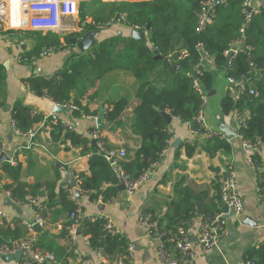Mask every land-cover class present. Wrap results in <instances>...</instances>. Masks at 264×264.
Wrapping results in <instances>:
<instances>
[{
  "label": "trees",
  "instance_id": "obj_1",
  "mask_svg": "<svg viewBox=\"0 0 264 264\" xmlns=\"http://www.w3.org/2000/svg\"><path fill=\"white\" fill-rule=\"evenodd\" d=\"M201 1L203 0L112 2L108 14L100 17L101 20L107 21L121 13L124 14L126 25L146 32L149 43L156 50L155 53L146 42L140 40L131 43L125 41L123 46L117 47L119 40L115 37L98 42L90 51H74L83 34L93 28L92 25H84L82 30L66 33L29 29L20 31L17 33L19 35L17 41H21L24 37L31 41L27 49L18 53V60L22 64H33L40 53L48 49L52 51L68 49L71 52L63 66L55 71L54 76L34 73L23 78L22 81L35 95L46 96L56 104H73L75 108L70 110V114L73 118H78L82 115L93 116L98 113L97 110H91L88 103H82L88 81L98 79L116 69L130 71L139 82L136 90L138 100L132 108L130 122L132 132L139 136V144L131 153L126 150L123 168L132 177H137L158 159V152L166 147L172 138L170 125L162 113L168 112L171 116H178L180 122L187 124L190 129L197 130L199 127L195 117L200 109L201 100L192 85V75L200 56L195 46L198 40L215 62V69L206 68L198 73L201 86L207 94L214 90L217 71H222L225 77L236 79L251 72L248 79L256 93L242 94L236 101L224 93L220 99V108L224 116H229L233 107L244 112L247 118L244 126L240 128V133L245 138L262 139L264 138V9L254 15L248 23L243 46L235 56L231 57L225 68V53L231 48V43L238 38L239 28L244 22L242 0L215 3L213 22L197 35L195 27ZM0 33L15 34L12 29H2ZM156 54L160 58L154 59ZM250 62L260 74L251 71ZM160 64L163 66L161 74L165 81L163 85H155L148 80V75ZM5 70L4 65L0 63L1 107L6 103ZM167 79L171 80L170 84L167 83ZM128 106L129 102L126 98L110 100L103 113L106 123L113 128L123 127L126 123L123 115ZM33 109L22 99L12 102L9 116L13 126L21 132H26L39 123L41 115L33 113ZM45 124L52 128L53 140L59 141L61 136L63 142L68 140L71 145H81L83 153H90L89 173L78 174L79 188L88 192V201H96L98 198L105 204L114 201L120 195L118 182L109 163L91 145L90 140L74 129L62 127L60 123L53 126L49 121H45ZM195 139L194 143L187 141L181 144L187 157H191L198 147V138ZM199 146L209 157H213L218 151L231 150L230 140L218 135L204 139ZM181 147H175V159L179 158ZM254 159L262 165L264 172V147L255 153ZM0 176L8 179V181L0 179V189L9 191L11 199L23 200L28 194L39 196L43 206V211L40 213L43 220L50 208L59 205L60 212L67 216L64 226L71 224L69 214L74 209V204L68 191L62 187L64 182L55 186V181L60 177L58 173L52 183L45 185L38 181L30 183L21 179L19 163L11 165L4 160L0 163ZM212 188L215 194L210 196L208 189L194 191L186 185H181L179 188L174 187L173 196L164 199L167 209L164 217L160 219L159 230L164 233L165 245L173 244L180 226L190 228L198 214L204 215L215 211L214 198L218 196V182L213 183ZM199 203L202 204L201 211L197 209ZM142 210L152 212L144 207ZM78 230L81 235H87L88 244L92 249L100 250L111 262L128 253L125 236L119 231L114 233L106 228L102 215L83 217ZM24 235L25 231L17 220L14 228L4 227L0 222V244L11 243ZM46 237L48 234L41 232L38 244H43L47 250H50L46 245ZM55 255L57 256L56 253ZM244 260L264 264V243L250 247L245 253Z\"/></svg>",
  "mask_w": 264,
  "mask_h": 264
},
{
  "label": "crops",
  "instance_id": "obj_2",
  "mask_svg": "<svg viewBox=\"0 0 264 264\" xmlns=\"http://www.w3.org/2000/svg\"><path fill=\"white\" fill-rule=\"evenodd\" d=\"M90 1L93 5L92 15L86 14L81 5L82 9L77 15L74 25V30H78L79 27L84 25H92L93 28L88 31L91 35L87 51L88 49L92 50L98 42L113 37L119 40L117 47L123 46L125 41L133 42L131 37L132 31L135 29L119 21L118 16L107 21H102V18H100L108 14L113 1L120 0ZM81 13L83 16H81ZM141 32L145 37L143 41L152 48L153 46L149 43L146 32ZM14 35L0 33V63L3 64L4 61H8V68L5 70V104H9L10 111L12 102L16 99H22L24 103L34 109L42 113H49L53 111L55 104L46 96L35 95L22 81L23 78L35 73L29 71L28 65L22 64L18 60V53L27 49L31 45V41L27 37L17 41L13 39ZM77 50L76 47L74 51ZM70 53L68 49H61L52 51L47 56H39L32 64L37 72L35 74L53 75L57 69L63 66ZM162 70L163 66L160 64L148 75V80L155 85H163L165 78L161 74ZM215 77L218 78L220 84L221 79H224L225 82L223 86L214 82V93L210 95V99L207 98L206 122H209L207 124L212 129L221 130L225 127L231 129L232 120L230 115L224 116L220 108V99L225 93L226 79L222 71L216 72ZM167 83L170 84L171 80L167 79ZM138 84V80L130 71L120 69L107 72L100 78L87 82L82 103H88L91 110L98 111L96 115L100 119V132L109 148L118 149L122 147L131 153L139 144V136L132 132L130 128L132 108L138 100L136 96ZM217 87L222 89L218 90ZM122 97L129 102V106L123 115V120L125 119L126 123L121 128L110 127L104 120L103 113L110 100ZM3 106H0V141L4 142L7 149L18 148L16 161L20 164L21 179L23 181L30 183L38 181L45 185L54 182L55 175L58 173L60 177L55 181L57 187L61 182L67 185L66 181L69 173L74 179L79 173H89L88 158L90 153H83L81 145H71L68 140L63 142L61 136V140H53L51 136L52 128L48 124L39 122L34 125L36 134L33 144L26 147L25 145L29 140L25 136L15 133L9 111L4 112ZM57 114L59 118L71 123L72 129L82 133L89 139V131L94 123L93 118L89 116L73 118L70 111L64 108ZM169 125L173 141L176 138L180 140L178 146L181 147V144L187 141L196 142V137L191 135L187 124L172 120ZM90 142L92 141L90 140ZM197 142L198 147L191 157L185 155L184 147L179 148L180 155L178 159L174 157L175 147L170 145L161 162L151 170L150 178L144 181L133 195L125 194L124 197H121L124 192L120 191V195L114 201L106 204L101 201L90 202L86 200L82 202V217L106 215L118 231L125 236L131 250L130 258L124 264H160L157 259L156 239L149 236L137 224L139 209L144 207L155 215L162 214L164 207H166L164 199L173 196L174 187L179 188L181 185H186L194 191L208 189L209 195H214L215 191L212 184L218 182L227 165H230L235 172L238 193L243 201V211L237 215L232 212L226 213L225 234L212 250L205 251L194 241L195 257L192 264H241L245 259L246 251L250 247L260 244L264 239V228L262 227L264 196L257 191V186L262 184V165L257 162L259 166L257 171L259 172L256 173L248 164L241 143L236 137L230 140L231 150L229 152L218 151L213 157H209L200 149L201 140L199 138ZM1 180L8 181L4 176H1ZM6 198L8 197L1 189L0 209L9 213L15 224L17 220L20 227L24 229L21 221L32 219L33 207L19 206V209L16 210L5 205ZM101 204L104 206L102 212L98 209ZM200 205L202 209V204ZM200 216L201 214H198L190 226L193 236L196 235ZM66 218V214L60 212L59 205L50 208L46 212L40 230L36 229L38 234L37 244L41 232H46L48 234L46 245L50 251L55 252L58 256H56V264L61 261L63 264L65 262L74 263L80 258L95 259L92 248L83 241L81 234L72 242L68 233L62 230ZM253 222L255 224H252ZM38 246L45 248L43 244H38ZM75 250L80 255L75 253ZM0 264H7L1 256ZM101 264L117 263L108 260V262Z\"/></svg>",
  "mask_w": 264,
  "mask_h": 264
},
{
  "label": "built area",
  "instance_id": "obj_3",
  "mask_svg": "<svg viewBox=\"0 0 264 264\" xmlns=\"http://www.w3.org/2000/svg\"><path fill=\"white\" fill-rule=\"evenodd\" d=\"M84 2H90V0H0V30L12 29L14 32H19L29 29L43 32L51 31L55 33L74 31L76 17L80 12L82 3ZM218 2L225 3V0H219ZM215 3V0L201 1L195 27L197 35L213 22L215 17ZM262 9H264V0H242L244 22L239 28L238 38L231 43V48L229 49L232 50L231 57L235 56L238 53L239 48L243 46L245 41V28L247 27L248 23L252 17L258 14ZM117 19L125 23L124 14H119ZM79 30H82V26L79 27L78 31ZM195 46L199 51L200 56L199 62L194 69V74L192 75V85L200 97L201 104L200 109L198 110L195 117V121L198 123L199 127L197 130L189 129L191 131V135L199 138L202 142L204 139H208L214 135L225 137V133L222 130L212 129L206 122L205 108L207 107L208 94L201 86L198 73H200V71H204L206 68L215 69V62L214 59L204 50L203 45L198 40L195 43ZM228 51H226L225 55ZM51 52L52 50L50 49L44 50L40 53V56H47ZM250 66L251 71H254L255 74L259 73L258 71H255L252 62H250ZM250 75L251 72L249 71L246 75H243L238 79L234 77H225V93H227L229 97L233 99V101L238 100L242 94L254 95L256 93L254 87L249 82L248 78ZM54 104L55 106L58 105L69 111L75 108L73 104ZM32 112L41 115L40 123L42 122L45 124V121H49V123L53 126L60 123L62 127L70 129L73 128L71 123L59 118L58 114L54 111L42 113L36 109H33ZM229 115L232 120L231 130L236 131V138H238L241 143L248 164L256 173H258V161L254 159V155L255 153L259 152L262 147H264V141H262V139L259 137L255 139L245 138L240 133V128L244 126L245 120L247 118L244 112H241L239 109L233 107ZM89 117L94 119L93 127L89 131L88 135L89 140L95 141L98 153H101L109 163L117 182H122L124 184V194L133 195L143 184V182L150 178L153 167L157 166L166 155L168 148L170 145H172L173 135L168 141V145L158 152V159L155 160L148 169L143 170L139 176L132 177L123 168L126 150L122 147L118 149L107 147L100 132L99 117L97 115ZM172 120L180 122V118L178 116H171V121ZM13 129L16 134L25 136L29 140L25 145L26 147H30L33 144L36 134L34 127L27 130L26 132H21L14 126ZM17 150L18 148L7 149L4 142L0 141V154L6 153V161H8V163L11 165L17 164ZM262 173V184L257 186V191L261 193L262 196H264V172L262 171ZM75 180L77 188L80 191L81 201L75 197L74 189L68 188V186L65 184L62 186L68 191L69 197L74 204V209L69 214V220L72 221L71 224L62 226V230L68 233L69 239L72 242H74L80 234L78 227L80 225V221L83 218L82 202L88 200V192L80 190L79 188L80 178L78 175L75 177ZM4 193L9 199H11V193L9 191H4ZM217 194L218 196L214 198L215 211L209 214H201L196 229V242L198 243L199 247L205 251L212 250L225 234L226 213L232 212L234 215H237L243 211V201L238 193L235 172L230 165H227L224 172L218 179ZM11 200L20 207L32 206L34 209V214L31 220L21 221V224L25 229V235L23 237L14 240L11 243L0 244V256L4 257L6 255H14L16 252L21 251V257L19 261H13L9 264H56L57 257L55 253L45 248H41L37 244L38 234L35 225L37 224L41 226L43 224V219L40 216L41 211H43V206L40 203L41 198L39 196H31L28 194L23 200ZM96 201L100 202L101 200L98 198ZM225 206L227 207V212L224 211ZM166 209L167 208L164 207L162 214L160 215H155L152 212H146L142 209H139L137 212V224L149 236L156 239L157 259L160 264H192L195 253L193 250L194 241L191 238L192 234L190 228H184L180 226L171 246H167L163 242L164 233L159 230V222L161 217L166 212ZM102 216L105 219V227L111 229L114 233L118 232V229L113 225L111 219L106 215ZM0 222L4 227L14 228L15 226L13 217L2 209H0ZM262 227L264 228V221L262 223ZM81 238L84 242L88 243L87 235H81ZM261 243H264V239L261 241ZM130 250L131 247L128 244V253L124 256H121L114 262L117 264L126 263L130 258ZM74 252L80 255L78 251L75 250ZM92 253L96 257L95 259L80 258L77 262H65L64 264H101L108 262L109 260L107 257L103 256L101 251L98 249L93 248ZM59 264H63V262L61 261ZM241 264L255 263L251 260H244Z\"/></svg>",
  "mask_w": 264,
  "mask_h": 264
},
{
  "label": "water",
  "instance_id": "obj_4",
  "mask_svg": "<svg viewBox=\"0 0 264 264\" xmlns=\"http://www.w3.org/2000/svg\"><path fill=\"white\" fill-rule=\"evenodd\" d=\"M129 1H137V0H129ZM218 1H219V0H215L216 3H217ZM146 29H148V26L146 27ZM90 35H91L90 32H88V31L85 32V33L83 34L82 38L80 39V41L76 44V47H77V49H78L79 51H84V50L87 49L88 45L90 44ZM18 37H19V35L15 34V35L13 36V39L17 40ZM131 39H132L133 41H134V40H138V41L140 40V41H143V40L145 39V37H144V35H143V33H142L141 31L135 29V30L132 31V37H131ZM196 42H197V41H196ZM151 50H152L153 53L156 52V50H155L154 47H152ZM231 55H232V50H229V51L227 52V54L225 55V61H224V67H225V68L228 66V62H229V60H230ZM158 58H160V56H159L158 54H156L155 57H154V59H158ZM3 65H4L5 69H7V68H8V61H7V60L4 61ZM28 69H29V71H34L35 73H37V72H36V69L33 67L32 64H29V65H28ZM43 75H44V74H43ZM53 76H54V75H53ZM213 93H214L213 90H212V91H209V92H208V96H210V95L213 94ZM61 110H63V108L60 107V106H58V105L55 106L54 109H53V111H54L55 113H57V112H61ZM3 111H4V112L9 111V104H5V105L3 106ZM162 115L164 116L166 122H167L168 124H170V123H171V116H170L168 113H165V112L162 113ZM99 122H100V120H99ZM221 130L225 133V137H226V139H228V140H231V139H233V138L236 137V131L231 130L229 127H225V128H223V129H221ZM179 141H180V140H179L178 138L174 139V141L172 142V146H173V147H178V145H179ZM262 141H264V138H262ZM91 145H92L93 147L96 148V143H95L94 140L91 142ZM4 160H5V161L7 160V155H6V153H1V154H0V162H2V161H4ZM0 179H1V176H0ZM66 182H67V186H68V188H70V189H74V195H75V197L81 201V199H80V191H79V189L77 188L76 180L72 177V175H71L70 173L68 174V177H67V181H66ZM118 189H119L120 191H122V192L124 191V184H123L122 182H119V183H118ZM124 195H125V194L122 193L121 197H124ZM5 205L10 206V207H12L13 209H16V210L19 209V206H18L17 204H15V203H14L11 199H9V198H6V199H5ZM103 208H104L103 204L99 205V207H98V209H99L100 212L103 211ZM197 209H198L199 211H201V205H200V204H197ZM224 211L227 212V207H226V206L224 207ZM245 223H247V222H245ZM252 224H255V223L253 222ZM35 228L38 229V230H40V226L37 225V224L35 225ZM191 238H192L193 241H196V237H195V236L192 235ZM20 257H21V251H18V252H16L14 255H6V256H4V257H2V258H3V260H5L7 263H11V262H13V261H19Z\"/></svg>",
  "mask_w": 264,
  "mask_h": 264
},
{
  "label": "rangeland",
  "instance_id": "obj_5",
  "mask_svg": "<svg viewBox=\"0 0 264 264\" xmlns=\"http://www.w3.org/2000/svg\"><path fill=\"white\" fill-rule=\"evenodd\" d=\"M82 7L84 8V11H85V13L86 14H88V15H92V10H93V5H92V3H91V1L90 2H84V3H82ZM80 10H81V8H80ZM16 33H18L17 31L15 32V34ZM89 51L91 50V49H88ZM218 72V71H217ZM221 81V84H220V82L218 81V78L217 77H215V84H216V82L219 84V85H221V86H223V83L225 82V80L224 79H221L220 80ZM5 83H6V78H5ZM6 85V84H5ZM217 89L218 90H221L222 88L221 87H217ZM213 97V96H212ZM208 98L210 99V96H208ZM208 122V121H207ZM209 123V122H208Z\"/></svg>",
  "mask_w": 264,
  "mask_h": 264
}]
</instances>
